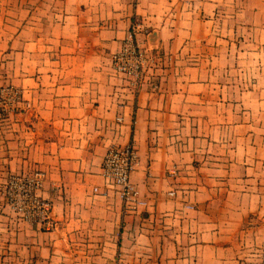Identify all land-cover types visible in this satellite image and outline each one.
<instances>
[{"label":"crops","instance_id":"1","mask_svg":"<svg viewBox=\"0 0 264 264\" xmlns=\"http://www.w3.org/2000/svg\"><path fill=\"white\" fill-rule=\"evenodd\" d=\"M0 1L6 2V21L14 3L20 2L16 15L22 32L28 33L0 35V83L20 86L28 102L10 119H0V183L10 172L42 169L39 193L52 201L53 221L51 227L40 226L0 212V235L6 251L13 253L12 264H87L75 261L74 244L93 247L89 264L112 259L118 264H264V220L242 223L257 212L249 205L248 192L240 190L249 184L245 172L256 157L264 161V118L258 128L250 122V113L237 124L244 129L231 127L233 121L223 124L232 116L223 119L217 106L227 87L217 75L222 71L216 59L222 56L223 33L215 23L227 9L230 33L246 35L245 49L237 52L245 55V72L259 70L257 79L248 77L249 84L258 82L264 92V59L252 61L264 55L254 42H261L264 50V0H184L185 8L197 5L201 17L189 20L195 10L183 11L178 21L182 35L175 33L178 28L171 35L159 30L152 44L185 55L191 43H198L199 54L211 56L212 62L195 68L197 78L184 63L176 72L171 67L156 90L147 81L133 89L111 67V52L120 47L124 28L141 10L135 0L130 7L128 0H118V7L110 0ZM121 7L126 11L117 9ZM167 13L153 22H170ZM95 23L102 25L91 30ZM191 99L203 111L201 120H213L217 132H200L194 147L183 127L178 142L170 127L177 111L189 116ZM222 130L229 134L228 143L221 142ZM254 132L260 133L259 141ZM127 141H133L138 153L131 180L148 199L146 207L136 211L123 207L114 185L101 174L108 146ZM195 152L197 163L192 164ZM171 165L179 169L175 177L167 175ZM169 189H175L176 196H169ZM191 200L198 201L196 210H180ZM263 201L256 211L263 212ZM111 244L118 256L115 251L109 254ZM95 246L108 250L99 253Z\"/></svg>","mask_w":264,"mask_h":264},{"label":"rangeland","instance_id":"2","mask_svg":"<svg viewBox=\"0 0 264 264\" xmlns=\"http://www.w3.org/2000/svg\"><path fill=\"white\" fill-rule=\"evenodd\" d=\"M110 1H111L110 2L111 6L115 5L118 7L119 5L118 0L116 1L110 0ZM135 1L137 3V7H139L141 10H139L136 17L128 23L126 28H124L122 35H130L129 29L130 26H132L134 30V35H136L141 45L140 47L142 50V56H140V59H141V67L143 69L142 70L143 74L140 78V83L138 87H141V84L147 81L149 82L151 89L156 90L159 86L160 80H164L163 76H165L166 70L172 67L173 69H175L176 72L177 71L176 66H179L180 68L181 63H184L186 64V66H189L192 69H194V70H190V73L194 78H197L195 77L196 74L195 68L196 67L200 68L199 66H201L202 64L209 65L210 61L212 60L210 59L212 58L211 56L209 57L207 55L199 54V51L196 48L198 46V43H191L189 54L184 53L185 55L181 53L180 49L172 50L164 46H160V45L156 46L155 44L154 45L152 44L155 41L152 35H158L159 30H160V34L162 35H167V33L171 35L174 29L178 28L179 31H176L175 33H177V35H182V29H181L182 26L178 24V21L182 17V12L183 11L189 12L195 10L194 13L190 12L191 16L189 15V20L191 19L193 20V18L199 19L202 14H199L197 5H193L192 8L189 9V8H185L184 5L186 4L183 3L184 0H170L171 2L167 4H166V0H135ZM132 2L133 0H128V4L126 5V7H130ZM19 4L20 2L14 3V8L12 9L13 13L11 14V17L8 18V20L6 21L5 19L6 2L0 1V35H28L27 32L25 33L22 32V29L24 27H23V23L21 22V17L16 15L17 12L20 11V9L18 8ZM117 9L125 10L124 7ZM167 10H168L167 16L171 18V21L166 22L162 26L159 23L161 19L158 20V18L160 16L165 15ZM125 11L123 12L125 13ZM156 16H158L157 18V22L159 21L158 23L153 22ZM227 16H228V11L226 9L217 17H215L216 30H219L220 32L223 33L222 35L223 40L222 43H220L221 46L220 50H222V56L221 59L220 58L216 59V63L220 62L222 66V71L217 75H218V80L222 82V85H225V87H227L222 89V95L225 96V98H223L222 103L217 106L221 107V112L223 113L222 115L223 119H227V118L229 119V116H232L231 121H226V122L223 121V124H227V123L229 124L230 122L233 121L235 122V125L231 124V127L236 126L237 124L245 122L246 120L242 121V118L246 119L247 113H250V119H249L250 122H253L254 127L258 128V122L260 121L259 119L264 118V96H261L262 93L264 94V92L262 90L261 92L259 91L261 87H259V83L258 82L256 83L255 80L254 83L256 84H253V86L249 84L248 77L250 76V78L257 79L259 76L258 73L259 70L256 67L254 68L255 71H253L251 74L245 72V68L247 64V61L245 60V55L237 56V52L243 51L245 49L246 41L244 40L245 39L244 36L246 35L231 34L229 22L227 20L225 21V18H227ZM209 19H213V17L209 16ZM172 20L174 21L172 22ZM96 21H99V18ZM101 25H102L101 23H95L94 25H92L91 30L97 29ZM33 29L36 30L37 28H33ZM82 31L85 30L82 29ZM86 33L89 34L88 32H85V34ZM236 36L238 39L241 38L240 39L241 41H237ZM254 42H255V47H256V43L259 44V46L255 48V50L258 51L259 53L263 52L264 50H260L261 45L263 44L259 41L257 42L254 41ZM113 52H111V56ZM182 56H184L183 62L181 61ZM261 59H264V55L258 56L257 59L256 57H253L252 59L253 64H258ZM111 63H112V59H111ZM236 66L238 67L239 70H235ZM231 68L233 69L231 70ZM112 70L113 72H115V74L121 76L122 80H126V82L128 81L129 78L128 76H125L123 73L115 71L113 67ZM191 82H194V80H192ZM197 91L198 90L195 89L194 93H196ZM230 95H232L231 99L229 98ZM235 97L237 99H235ZM0 105H2V107L5 106L4 109L0 110V119H2L3 121H6V119H10L11 115L15 114L18 110L24 109L27 104L25 103V100H23L21 87L13 84L11 81H6V80L0 83ZM210 109H211L210 107L206 108V111H209ZM189 110L190 111L188 117H182V113L177 111L178 115L175 116V119L171 122L170 127L173 128L175 142L181 141L182 139L181 132L183 127L184 133L189 135V141H190L189 145L194 147V145H197V139H198V135H200L199 134L200 132H204L205 130L208 129H210L211 131L210 133H212L213 135L214 133L217 132H214L213 126L215 122L213 120H201V115L203 111H201V108L198 106L197 101L191 99ZM209 115L211 116L212 113H209ZM242 124L237 125V127H239L238 130L245 128V126ZM227 127H230V125H227ZM222 132L224 133L225 131L222 130ZM241 132L242 131H238L236 133H241ZM254 134H255V141H259L260 133L254 132ZM229 140H230L229 134L225 132L221 142L228 143ZM236 142H238L237 139ZM257 154L259 153H256L255 155ZM197 156L198 153L194 158L193 156L192 157L190 156L191 157L190 161L192 162V164H194L195 161L197 163ZM256 159L257 160L253 162V166L249 167V171L245 172V175L250 178L248 182L249 184H245L244 188L240 189L242 191L248 192L247 200L249 201V205H251L254 211L257 212V213L251 212L250 215L247 216L242 221V223L245 224H249V223L254 224L256 222H260V221L262 222L264 220V209L262 213L260 211L258 212L255 210L257 204H261L260 199L261 201L264 199V161L261 162L260 160H258L257 157ZM171 170H174V172L170 173ZM178 170L179 169L177 166L171 165L167 169V175L170 177L172 176L175 177L178 174ZM8 175L9 173L6 175L4 181L0 183V212L2 211V213H4L8 211L14 213L16 217H18L20 220L27 223H31V220L27 219L24 215L21 214V212L18 209L14 208L12 205L8 203L4 195L2 185L3 183H5V180L7 179ZM134 185L139 193V190L135 183ZM194 188H196V186ZM167 193L169 194V196H176L177 194L175 189H169ZM139 196L145 199L144 204L140 203L135 208H128L124 205V202L121 199L123 207L130 211H136L139 208L146 207V205L148 204V199L145 198V196L141 195L140 193ZM197 204H198L197 200H191V202L187 201L183 205V207H181L180 210L186 209L185 212L189 213L191 211H194V209L195 210L197 209ZM213 205H214L213 201H211V204L209 206L213 208L214 207ZM32 222L41 223L36 221H32ZM41 225L45 226L43 223H41L40 226ZM118 227L115 228L113 233L114 238H112V242L114 243H116V238L119 234ZM82 237L84 238L85 236ZM2 240L3 239H1V235H0V264H12L13 259L10 256H12L13 253L12 252L9 253L8 251H6L5 243ZM80 240L83 239L81 238ZM74 246L75 248H72L71 250L73 249L76 250L73 253L76 259L75 261H80L82 263L89 264V261H91V257H90L91 249H93V247L90 246L82 247V245H80V247H77L76 244H74ZM115 247L116 246H113L111 244V248L108 250V248L101 249V247L99 248V246H95L94 250H96V252L99 253L108 250L109 254L112 255V253H114L115 251ZM255 252H256L255 257H260L259 252L257 250H255ZM115 256H118L117 250L115 251ZM261 259L259 258L258 260L255 261H261ZM108 264H118V263H116V260L114 261L112 259L111 262Z\"/></svg>","mask_w":264,"mask_h":264},{"label":"built area","instance_id":"3","mask_svg":"<svg viewBox=\"0 0 264 264\" xmlns=\"http://www.w3.org/2000/svg\"><path fill=\"white\" fill-rule=\"evenodd\" d=\"M131 27L130 35L124 36L120 47L112 53L111 59L113 69L128 76L127 83L136 89L143 74L140 59L142 50ZM25 103L28 105L27 101ZM0 107V110L5 108L2 105ZM117 120L121 121L122 117L117 116ZM137 162V149L133 141H127L124 144L109 145L101 163L102 176L114 185L116 193L128 208H135L138 204L145 203V199L139 196L131 181V173ZM172 172L174 170L170 173ZM43 180L44 171L39 168H34L30 172H10L2 187L8 203L18 209L22 215L31 221L41 222L50 227L53 225L50 215L52 201L39 193ZM94 190H97L96 186Z\"/></svg>","mask_w":264,"mask_h":264}]
</instances>
